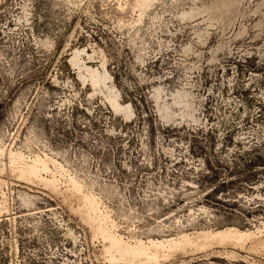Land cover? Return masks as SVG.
I'll list each match as a JSON object with an SVG mask.
<instances>
[{
    "label": "rangeland",
    "instance_id": "obj_1",
    "mask_svg": "<svg viewBox=\"0 0 264 264\" xmlns=\"http://www.w3.org/2000/svg\"><path fill=\"white\" fill-rule=\"evenodd\" d=\"M0 264H264V0H0Z\"/></svg>",
    "mask_w": 264,
    "mask_h": 264
},
{
    "label": "bare ground",
    "instance_id": "obj_2",
    "mask_svg": "<svg viewBox=\"0 0 264 264\" xmlns=\"http://www.w3.org/2000/svg\"><path fill=\"white\" fill-rule=\"evenodd\" d=\"M11 158H12V162H14L13 160H15V158L14 157H11ZM37 161L38 160L35 161L36 163H30V164L24 163V165H22L20 168L23 171L29 172L33 175H38L39 172L44 169V166H41L40 164H38L40 161H38V163H37ZM234 233H236V232H234ZM234 235H236V234H234ZM108 242L110 243L111 250H113L116 253L119 260L129 261L132 263V262L140 260L142 257H144V254H143L144 252H141L132 246L124 245L121 242H119L115 239H112V238H109ZM115 253H114V255H115Z\"/></svg>",
    "mask_w": 264,
    "mask_h": 264
}]
</instances>
